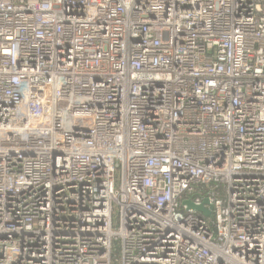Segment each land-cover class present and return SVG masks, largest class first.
<instances>
[{"label": "built area", "instance_id": "1", "mask_svg": "<svg viewBox=\"0 0 264 264\" xmlns=\"http://www.w3.org/2000/svg\"><path fill=\"white\" fill-rule=\"evenodd\" d=\"M0 264H264V0H0Z\"/></svg>", "mask_w": 264, "mask_h": 264}, {"label": "water", "instance_id": "2", "mask_svg": "<svg viewBox=\"0 0 264 264\" xmlns=\"http://www.w3.org/2000/svg\"><path fill=\"white\" fill-rule=\"evenodd\" d=\"M183 205H186V210L187 209H193L197 212H201L204 216L211 218V205L209 204L207 199H204L203 202L199 205H195L193 204L191 201L189 200H183L182 201ZM204 204H209V208H205Z\"/></svg>", "mask_w": 264, "mask_h": 264}, {"label": "rangeland", "instance_id": "3", "mask_svg": "<svg viewBox=\"0 0 264 264\" xmlns=\"http://www.w3.org/2000/svg\"><path fill=\"white\" fill-rule=\"evenodd\" d=\"M116 183H117V184L119 183V179H118V178H116ZM113 227H114V228L116 227V222H114Z\"/></svg>", "mask_w": 264, "mask_h": 264}]
</instances>
